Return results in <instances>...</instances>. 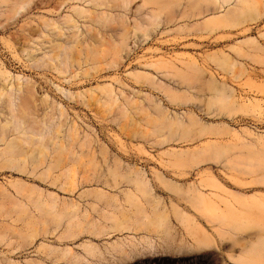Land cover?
Returning a JSON list of instances; mask_svg holds the SVG:
<instances>
[{"label": "rangeland", "instance_id": "1", "mask_svg": "<svg viewBox=\"0 0 264 264\" xmlns=\"http://www.w3.org/2000/svg\"><path fill=\"white\" fill-rule=\"evenodd\" d=\"M135 4L133 12L105 10L114 16L127 14L128 24L125 19L104 26L82 24L74 61L80 65L75 63L63 75L42 65L32 68L31 62L15 53L18 41L23 45V27L37 30L40 18H54L47 15L52 14L49 7L32 12V3L9 28L6 23L0 26V67L4 61L10 66V81L32 85L37 106L47 102L67 110L65 129L77 123L82 137L94 140L99 153L96 162L84 155L71 176L55 172L61 176L60 183H80L74 192L63 191L49 180L28 181L24 175L0 171V183L25 179L27 197L34 188L42 190L45 199L54 194L58 201L52 213L51 208L47 211L49 205L44 209L41 202H33L43 216L35 205L39 215L30 222L23 213L18 215V208L12 209L11 202L2 203L6 207L0 206V219L5 209L3 213L9 211L17 222L2 221L0 264H120L113 258H118V245L128 252L155 247L126 264H233L227 247L231 237L246 238L243 245L256 232L263 239L264 0L249 4L253 19L243 17L244 23L228 28L206 25L210 17L183 19L177 6L145 20L148 12H137ZM3 19L0 15V22ZM44 52L50 51L43 47L35 55L41 58ZM224 59L229 65H224ZM111 85L120 104L125 103L123 91L144 107H106L104 88ZM15 93L19 97L18 90ZM226 94L231 99L225 102ZM204 126L213 129L204 131ZM130 167L146 173L151 195L133 182L141 176ZM160 176L170 184H163ZM72 200L81 211H88V218H73L63 204ZM183 214L203 226L206 219H217L229 232L224 234V244L199 254L178 253L175 248L183 241H194L186 229L191 223ZM260 242L244 257L264 262V241ZM235 248L239 253L241 245ZM76 254L86 259L76 261Z\"/></svg>", "mask_w": 264, "mask_h": 264}, {"label": "bare ground", "instance_id": "2", "mask_svg": "<svg viewBox=\"0 0 264 264\" xmlns=\"http://www.w3.org/2000/svg\"><path fill=\"white\" fill-rule=\"evenodd\" d=\"M154 1L155 0H3L2 4L4 5V10L0 12V15L5 19L0 22V26H3L6 23L7 25L5 28H9L11 22L14 21L19 14L27 10V7L32 3H34V6L31 8L32 12L42 9L43 7H49L52 14L47 15L54 18H40L37 30H25L26 27H23V45L18 41L20 48L16 45L15 53L17 54V57L20 55V57L27 62H31L32 68L42 65L56 70L63 75L66 74L69 69L74 67L75 63H79L80 65V61H74L76 60V48L78 47V44L81 43V38L78 37V33L80 29L84 27L83 25L91 23L103 25L112 20L121 19H125L124 23L128 24L127 14L114 16L105 11L107 8L115 7L133 12L131 7L138 2L136 11H147V15H144L143 18L148 20V17L151 19L154 17V12H164L171 7L173 9V6L174 9H176L175 7L177 6L178 8H181L180 13H182L183 19H192L198 16L210 17V20L205 23L206 25L214 27L223 26L228 28L236 27L237 25L244 23L248 18L253 19L249 4L255 0H184L186 3L175 2V5L174 2H170L171 0H163V2L158 4H154ZM92 5L97 8L95 11L98 12L97 15H94L95 12H92L90 8H88ZM70 10L74 13L62 16L64 12H70ZM243 17H246V19L242 20ZM32 24L33 22L28 25ZM65 38L66 41H64ZM38 41H41V43L36 45ZM32 43L33 45H36V48L30 46ZM43 47H47L50 52H44L41 58L36 57L35 54L42 51ZM83 58L88 62L86 57ZM223 63L224 65H229V60L224 59ZM9 67L10 66L7 65L6 61L2 62L0 67V171H8L24 175L23 177H26L28 181L46 182L49 180L51 185L56 186L58 184V187L60 186L63 191L74 192L80 183L76 185L78 182L75 180L72 181V183L74 182L73 184L60 183L61 176L55 175V172H61L65 175L67 174L71 176L76 165L84 155H90V157L96 162L99 153L94 148V140L90 139L88 136L83 138L80 128L75 122L68 130L65 129L68 123L67 117L69 112L64 108L58 109L57 107H51L47 102H43L42 107L37 106L35 88L32 85L23 87L19 81L17 84L12 83L10 81L11 71L8 69ZM134 75L139 77V75ZM19 79L20 77H18V80ZM117 82L124 85L122 81ZM1 83L4 84L1 85ZM15 90H18L19 97L16 96L17 93L14 94ZM221 91L222 90L217 89V92L221 93ZM120 94L125 97L124 104L119 103L115 88L112 85L105 87L104 105L106 107H144L137 103L133 98L125 96L123 91H120ZM224 97L225 102L231 99L230 94H226ZM100 102H102V100ZM260 108L262 109L263 107ZM41 115H43V118L39 119ZM211 129H213V127L204 126L203 128L204 131ZM259 138L262 140V137ZM101 163L103 168L107 165L106 160ZM128 170L141 176L140 179H134L133 182L135 184L143 185L146 193L151 195L152 187L146 179V173L142 170H134L132 167L128 168ZM249 174H251V172ZM134 177L135 175L132 178ZM160 179L163 184H170V181L167 183V180H164L161 176ZM97 182L99 184L101 181ZM27 183L28 182H26L25 179L10 182L9 184L0 183V206H2V203L7 204L8 202H11L14 206L12 209L14 208L13 210H15V208H18L19 210V213L17 210L14 212H17L18 215L23 213L26 217L25 219H31L27 220L29 222L34 218L37 219L39 214H42L43 216V212H40L41 207L38 206L39 202H41V206L42 204L43 206L49 205L47 206L49 207V209L47 208V211L49 212L51 208V213L52 209L54 211L58 207L56 196L54 194H48V197L45 199L42 190L34 188L29 189L28 194L30 193V197H27L28 195H25L27 194L25 193L27 192L25 190L28 186ZM140 185L136 187L138 190L141 188ZM133 192L136 196L135 191ZM128 194H131V192L128 191ZM200 195L203 199L208 200L205 194L200 193ZM48 199L50 200L48 201ZM209 199L212 200L211 198ZM262 199L264 200V198ZM33 202H38V205L36 203L35 205H37L39 209L38 207L34 209L38 210L40 212H38L39 214L36 213L37 211L33 210V207H35L34 204V206L32 205ZM6 204L3 206L6 207ZM63 204L68 208L69 213L73 215V218L78 219L79 221L83 218H88V211H81V205L78 202L72 200L71 202H63ZM3 206L1 208H3ZM45 206L43 207L44 209L46 208ZM4 210L1 211V217L3 220L0 219V226L3 223L2 221L9 219L11 223L17 222L15 219L16 217H13V212V216H11L9 211L3 213ZM23 215L22 218L24 219ZM183 216L185 215L183 214ZM186 218L187 221L191 223V226L186 229L192 234L191 236L194 241L192 243H185L183 241L182 245L175 248L178 253L199 254L209 250L211 251L212 249H218L220 248V245L224 244V234L229 232L217 223V219L216 221L213 220L215 218H210L211 220L208 218L206 219L207 225L203 226L197 219H192L188 216ZM10 221L6 223L9 224V226ZM192 229L196 232H192ZM256 233L249 236L251 241L247 245L242 244V241L246 238H230L231 241H229L232 243L227 247L229 248L228 251L230 253L229 259L233 264L264 263L255 260L252 257H244L245 254L248 256V252H251L252 249L255 250V248L252 247H254L258 241H264V236L262 239V236ZM238 245H241L239 253L235 252V247H238ZM86 248H90V246H86ZM113 248H115V246H113ZM106 249L109 254L113 255V253H111V247H107ZM136 249H131L128 252L124 250V245H118L115 248L118 258H116L115 255H113V258L120 262V264H126L134 261L139 256L148 255L153 251L152 249H155V247L151 246L150 248H142V250ZM67 251L70 252V249H67ZM74 259L80 262L86 258L76 254L74 255ZM12 263L13 262H11V264Z\"/></svg>", "mask_w": 264, "mask_h": 264}]
</instances>
